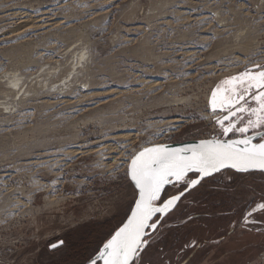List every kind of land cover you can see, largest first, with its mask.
<instances>
[{"label": "rangeland", "instance_id": "obj_1", "mask_svg": "<svg viewBox=\"0 0 264 264\" xmlns=\"http://www.w3.org/2000/svg\"><path fill=\"white\" fill-rule=\"evenodd\" d=\"M212 12L233 35L201 26ZM262 13L264 0H0V264H88L133 203L126 163L111 174L126 155L118 142L130 152L169 124L183 127L152 143L212 134L210 121L192 117L207 115L217 81L264 50ZM84 48L92 54L79 67ZM194 197L167 219L145 261L264 264V215L241 225L245 207L264 198L262 175L223 172ZM187 215L194 219L181 224ZM56 239L64 245L51 250ZM192 240L200 247L184 249Z\"/></svg>", "mask_w": 264, "mask_h": 264}, {"label": "snow or ice", "instance_id": "obj_2", "mask_svg": "<svg viewBox=\"0 0 264 264\" xmlns=\"http://www.w3.org/2000/svg\"><path fill=\"white\" fill-rule=\"evenodd\" d=\"M237 2L247 5V0H237ZM251 10L250 6L244 9L245 12ZM228 14V11L223 12L225 16ZM216 17V12L210 13L201 21V26L212 23L225 35H233L231 29L225 28ZM261 21H264V13L261 14ZM214 31L215 29L213 33ZM210 38L217 39L214 34ZM209 46L200 45L205 50ZM91 54L90 49L84 48L83 53L77 57L78 66L84 67ZM46 55H55V53ZM255 56H264V50L254 54L253 57H246L247 63L242 71L217 81L210 89L207 98L205 108L207 115L192 117V119L210 121L214 128L212 134L185 141L179 146L152 143V140L158 139L160 135L180 132L183 127V124H169L166 128L150 132L149 139L130 152L125 144L118 142L121 154L126 153V155L111 174L119 171L126 163L124 176L133 187V203L129 208V214L103 242L95 256L89 258L88 264H153L151 259L145 261L147 250L159 238L158 234L162 227L177 208L184 202H195L194 193L206 179L215 177L226 169L236 173L254 171L264 173V59H255ZM228 66L239 67V63L229 61ZM183 75L187 74L181 73L176 78L180 79ZM10 86L18 88L19 84ZM187 134L181 132V135ZM100 155L103 157L104 153L101 152ZM72 159L71 156L66 157L65 162H71ZM37 167L49 170L55 167L63 172V166L59 164L49 165L41 161ZM60 179L58 177L50 181V195L55 196L58 193L57 184ZM228 179L232 178L228 177ZM13 183L19 186L18 182L13 181ZM31 184L37 191L41 190L37 177H32ZM31 195L27 197L28 203H31ZM189 197H192L191 201ZM13 207L22 210L20 204H15ZM257 215H264V198L245 207L241 216L242 227L257 223ZM193 219L192 215H187L180 220V223L185 224ZM219 242L213 241V243ZM63 244L62 239H56L49 243V248L55 250ZM199 247L196 240L183 246L184 249L193 251ZM160 252L162 253L163 249H160ZM166 264H171V261H166ZM179 264H185L184 260L180 259ZM187 264H191V261Z\"/></svg>", "mask_w": 264, "mask_h": 264}, {"label": "water", "instance_id": "obj_3", "mask_svg": "<svg viewBox=\"0 0 264 264\" xmlns=\"http://www.w3.org/2000/svg\"><path fill=\"white\" fill-rule=\"evenodd\" d=\"M190 141V140H189ZM185 142V141H184ZM181 143H183V142H181ZM181 143H169L170 145H172V146H179V144H181ZM228 171H232V172H234L233 170H231V169H226V170H224L223 172H228ZM222 172V173H223ZM234 173H236V172H234ZM221 174V173H220ZM236 174H262V175H264V173H260V172H258V171H254V172H250V173H236ZM218 175V174H217ZM208 179H210V178H208ZM208 179H206V180H208ZM205 180V181H206ZM64 245V244H63ZM62 247V246H61Z\"/></svg>", "mask_w": 264, "mask_h": 264}, {"label": "bare ground", "instance_id": "obj_4", "mask_svg": "<svg viewBox=\"0 0 264 264\" xmlns=\"http://www.w3.org/2000/svg\"><path fill=\"white\" fill-rule=\"evenodd\" d=\"M16 83H20V80H18V78L17 77H14L13 78V81L12 82H10V84H16Z\"/></svg>", "mask_w": 264, "mask_h": 264}, {"label": "trees", "instance_id": "obj_5", "mask_svg": "<svg viewBox=\"0 0 264 264\" xmlns=\"http://www.w3.org/2000/svg\"><path fill=\"white\" fill-rule=\"evenodd\" d=\"M228 172L234 173V172H232V171H228ZM234 174H236V173H234ZM236 175L244 176L245 174H236ZM247 175H249V174H247ZM260 175H262V174H260ZM262 176L264 177V175H262ZM204 182H205V181H204ZM204 182H203V183H204ZM203 183H202V184H203Z\"/></svg>", "mask_w": 264, "mask_h": 264}]
</instances>
